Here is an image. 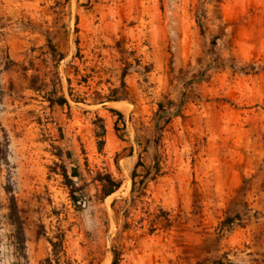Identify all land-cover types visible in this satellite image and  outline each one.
<instances>
[{"label": "rangeland", "instance_id": "obj_1", "mask_svg": "<svg viewBox=\"0 0 264 264\" xmlns=\"http://www.w3.org/2000/svg\"><path fill=\"white\" fill-rule=\"evenodd\" d=\"M120 98V119L97 106ZM40 244L49 264H264V0H0V264Z\"/></svg>", "mask_w": 264, "mask_h": 264}, {"label": "crops", "instance_id": "obj_2", "mask_svg": "<svg viewBox=\"0 0 264 264\" xmlns=\"http://www.w3.org/2000/svg\"><path fill=\"white\" fill-rule=\"evenodd\" d=\"M132 81H133V76L132 75H124L123 78L120 74H118V76L116 78H113L111 80L112 84L107 85V87H109V89L112 91V94H115V97H118V93L123 94L124 96L127 97V92H130L131 87H132ZM81 86H78V88H80ZM90 90V92H92V88L90 87H86L85 89ZM124 107H122V106ZM125 105L129 106L127 100L125 98H120V99H116V102H104V103H100L97 106L98 107H103L102 110H118L117 112H121V110H125ZM114 106H121L120 110L116 109V107ZM41 250L40 253H33L31 247L29 248V253H26L27 255V262L28 264H40L41 262L45 261L48 257L49 254L45 253L44 250L42 249L43 246L40 244L39 245ZM16 259H13L11 261V263L13 264H19V261L17 259V255Z\"/></svg>", "mask_w": 264, "mask_h": 264}, {"label": "trees", "instance_id": "obj_3", "mask_svg": "<svg viewBox=\"0 0 264 264\" xmlns=\"http://www.w3.org/2000/svg\"><path fill=\"white\" fill-rule=\"evenodd\" d=\"M124 75H122L123 77ZM111 102H116V101H111ZM57 105L62 106L64 105L66 102L64 99H58L55 102ZM112 114H114L118 119L121 118V115L113 110L110 111ZM139 163H137L131 173V178H134V174H135V170L138 168ZM61 176L64 179V184L65 186L69 189L70 192V198L73 202V204H76L77 198L74 197V193L77 192V189H75L72 185V182L68 179L67 175H66V171L64 169L61 170ZM77 174L75 172L71 173V178H76ZM97 181L100 183L101 185V198L102 199H106L107 197L111 196L115 191L118 190L119 188V184L115 183L114 181H112V179L110 178L109 175H104V176H98L97 177ZM45 264H49V260H45L44 262ZM111 264H119V257L117 254L113 253V258L111 261ZM197 264H206L204 262L201 263H197ZM215 264V263H214Z\"/></svg>", "mask_w": 264, "mask_h": 264}, {"label": "bare ground", "instance_id": "obj_4", "mask_svg": "<svg viewBox=\"0 0 264 264\" xmlns=\"http://www.w3.org/2000/svg\"><path fill=\"white\" fill-rule=\"evenodd\" d=\"M122 106V105H121ZM121 106H114V107H116V108H118V109H120V107ZM122 107H124V106H122ZM125 107L127 108V106L125 105ZM124 110V109H123Z\"/></svg>", "mask_w": 264, "mask_h": 264}]
</instances>
